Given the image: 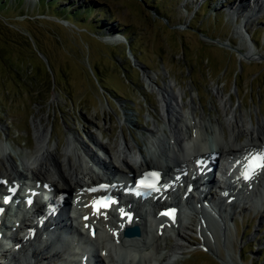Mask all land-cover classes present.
<instances>
[{
    "label": "rangeland",
    "instance_id": "rangeland-1",
    "mask_svg": "<svg viewBox=\"0 0 264 264\" xmlns=\"http://www.w3.org/2000/svg\"><path fill=\"white\" fill-rule=\"evenodd\" d=\"M221 1L0 0V144L12 155L29 152L33 122L44 118L49 146L57 147L61 160L72 135L79 151L108 162L96 142L115 148L123 135L143 146L139 138L152 129L153 117L162 120L157 88L170 81L185 92V104L194 100L198 115L204 111L213 126L220 120L222 130H216L226 142L230 129L221 96L231 99L230 112L256 126L264 118V18L240 31L242 41L241 19H232ZM247 42L256 61H241ZM125 114L132 117L128 126ZM14 162L23 172L16 156ZM240 206L226 221L227 240L222 231L207 235L213 253L198 247L197 230L185 232L196 250L175 255L176 264H264V211Z\"/></svg>",
    "mask_w": 264,
    "mask_h": 264
},
{
    "label": "bare ground",
    "instance_id": "bare-ground-1",
    "mask_svg": "<svg viewBox=\"0 0 264 264\" xmlns=\"http://www.w3.org/2000/svg\"><path fill=\"white\" fill-rule=\"evenodd\" d=\"M211 1V4L216 2V0ZM219 4H225L227 9H230L228 15L231 18L233 17L232 19H241L238 33L242 41L244 38H242L240 31H247L253 20L264 18V0H223ZM241 9H244L245 13ZM248 39L254 46L250 33ZM241 47L244 50V52H239L241 61L253 60L255 53L252 46L248 44L246 49H243V45ZM147 80L149 81L148 86L152 88L154 85L152 80L148 77ZM175 86V81H170L168 85L164 84L163 88H157L162 107V120L160 123L156 116L153 117L152 129L145 130V133L141 134L139 138L143 146L136 140H134L135 144L127 142L123 135L121 136L122 141L115 148H111L107 144H100L98 141L96 142L110 158L109 166L104 163L102 165L99 161L95 162L89 153L91 151L83 149L80 152L78 150L79 146L75 144L71 137L72 135L67 138L62 154L64 159L61 160L57 147L52 150L49 146L51 128L47 126L48 121L46 120L44 123L43 120L45 119L39 118L33 122L35 145L28 147L29 152L25 154L15 152L12 155L7 147L5 148L4 145L0 144V162H2L4 167V176H0V179L7 178L11 182L15 181L16 177L27 181L32 178L30 181L37 182L42 178L46 180L45 182L49 181L48 183L55 190H65L73 193L80 201L75 207L77 213H75L73 222L77 224L78 228L82 229L83 223L80 218L81 215L86 213V210H83V205L86 202H82V200L86 195L84 192L81 194L80 191L82 192L83 188L96 185L97 182H102L110 173H115L126 181L130 174L137 176V174L144 171L154 169L162 171L164 176H171L175 169L190 167V158L192 156L203 155V153L211 154L205 144L210 140L211 143H215L218 147L217 151L222 156L236 157L246 151L248 153L252 149L264 151V118L258 120L256 126L252 124L251 120L247 123L241 115H237L233 111L230 112L231 107L228 105L231 103V99L224 100L221 96L226 127L230 129V142H226L225 136H220V131L216 130V126L222 130L223 124L219 122L220 120H215L216 126H213L214 124L211 120L203 118L204 111L198 115L199 108L194 100L191 98L185 104V92L181 89L175 91ZM216 94L219 95L220 91L217 90ZM184 109H186V112H184ZM124 118V124L128 126L132 122V117L125 114ZM100 135L104 137L106 134L101 131ZM243 137L246 140L242 144L240 139ZM128 155H131V159L135 161L137 166L130 165ZM15 156L19 160V166L25 172L24 176H22L14 162ZM30 162L35 164V167ZM115 164H119V168H116ZM94 166L104 168V172H96ZM250 186L252 187L249 191L246 186L237 187L236 184L233 186L229 184L225 189L219 190L218 192L227 190L232 194V197L229 196V202H226L227 200L225 201L224 198L217 194L212 196L204 195L203 199L210 203L209 209L214 216L202 210H189L188 207L196 203L195 197L189 194L184 204L186 207L185 211L181 212L177 221L173 224H168L169 226L162 220L157 219L153 209H149L147 213L136 211V217L140 221L141 235L131 240H125L118 232H115V230L117 231L118 220L112 213H107L106 218L103 219L104 223L94 221L97 224L95 229L96 237L94 240L88 239V242L96 248L97 264H137L135 262L136 255L140 256L143 264H176L177 261L173 257L183 255L187 249L196 250V247H188L189 243L185 233L192 232L195 234V230H197L201 238V245L198 247H201L202 251H211L212 243L209 241L208 236L210 238L213 237L212 230H218L217 236L219 231H222L223 235L225 233L223 241L227 240V232L230 231V228L227 229L225 224L228 219H232L234 216L231 212L232 208H238L239 204H244V202L248 201L245 204L252 203L254 211H264V173L261 172L256 181ZM198 187L200 188L199 185ZM42 222L39 220L37 225ZM41 226L49 228L47 223H42ZM74 230L77 231L76 229ZM75 231L73 232L75 233ZM54 232L55 230L52 229L51 234L55 235ZM86 238L88 237L86 236ZM167 239H170L169 242L174 240L176 242L171 244ZM37 244L39 249L36 250L29 247L30 252H27V254L22 251H9L3 256L2 264H50V261H60L62 256H67L68 259L64 264H83L82 261L85 258H89V252L71 248V243L69 244L66 241L63 242L62 251H58L47 241L37 240ZM208 244H210V247H208ZM42 252H45V254L41 255ZM170 253L173 254V257ZM214 253L217 252L214 251ZM10 257L11 259H8ZM220 260L224 264H234V262L230 261L231 259H229L231 263L223 259Z\"/></svg>",
    "mask_w": 264,
    "mask_h": 264
},
{
    "label": "trees",
    "instance_id": "trees-1",
    "mask_svg": "<svg viewBox=\"0 0 264 264\" xmlns=\"http://www.w3.org/2000/svg\"><path fill=\"white\" fill-rule=\"evenodd\" d=\"M84 12H85V11H84ZM88 12H89V13H91V12H92V10H91V9H88ZM75 13H76V12H75ZM75 13H73V15H74ZM121 35H123V36H124V35H126V34H124V33H123V34H121ZM17 72H18V73H20V71H19V70H18Z\"/></svg>",
    "mask_w": 264,
    "mask_h": 264
},
{
    "label": "water",
    "instance_id": "water-1",
    "mask_svg": "<svg viewBox=\"0 0 264 264\" xmlns=\"http://www.w3.org/2000/svg\"><path fill=\"white\" fill-rule=\"evenodd\" d=\"M125 235H126V236L130 235V231H127V232L125 233Z\"/></svg>",
    "mask_w": 264,
    "mask_h": 264
},
{
    "label": "snow or ice",
    "instance_id": "snow-or-ice-1",
    "mask_svg": "<svg viewBox=\"0 0 264 264\" xmlns=\"http://www.w3.org/2000/svg\"><path fill=\"white\" fill-rule=\"evenodd\" d=\"M262 166H264V165H262ZM152 175H157V174L156 173H153ZM149 187H153V186L149 185Z\"/></svg>",
    "mask_w": 264,
    "mask_h": 264
}]
</instances>
